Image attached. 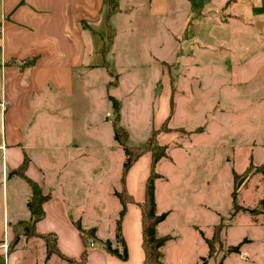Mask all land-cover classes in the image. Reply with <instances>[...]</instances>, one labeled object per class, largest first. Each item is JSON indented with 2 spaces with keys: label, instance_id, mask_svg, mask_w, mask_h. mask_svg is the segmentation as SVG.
<instances>
[{
  "label": "rangeland",
  "instance_id": "374dc122",
  "mask_svg": "<svg viewBox=\"0 0 264 264\" xmlns=\"http://www.w3.org/2000/svg\"><path fill=\"white\" fill-rule=\"evenodd\" d=\"M112 24L116 39L112 53L102 59L114 69L97 67L84 72L74 79L70 95L51 98V108L43 115L45 122L36 127V141L47 148L41 164L53 177L61 171L55 180L71 191V201H79L82 222L86 226L95 223L105 232L119 205L113 192L126 159L113 137L109 99L113 96L120 103L119 125L128 132V145L144 144L153 129H159V143L167 145V156L155 166L160 175L155 180V201L159 210H169L168 223L178 235L177 249L174 246L169 251L171 264H178V252L185 264L198 256L206 264H217L222 256V264H264V205L259 204L264 200V174L254 168L264 162L262 80L254 87L237 86L244 95L239 97L223 85L228 78L220 63L216 64L219 53L211 55L198 48L192 57L187 54L192 47L184 41L191 30L178 31L177 49H183L182 54L167 59L157 45L166 39L165 31L153 20L142 14L130 22L117 16ZM109 33L106 48L112 41V28ZM225 35L238 42L237 31ZM243 36L240 39L246 41L248 32ZM151 52L177 62L155 61ZM50 88L53 95V83ZM243 105L247 107L241 111ZM168 116L166 127L172 130L165 131L162 123ZM79 152L80 157L74 159ZM146 154L134 169L135 186L130 187L134 201L143 196L137 181L148 171ZM234 188L239 205L258 207L262 213L252 216L240 210L233 215ZM218 224L219 238L209 256L208 244L201 237L204 233V239H211ZM238 243L239 253H229V247ZM25 245L32 247L31 251L25 248V253L27 257L31 253L36 264H68L43 254L39 239L28 236Z\"/></svg>",
  "mask_w": 264,
  "mask_h": 264
},
{
  "label": "crops",
  "instance_id": "0c3cea01",
  "mask_svg": "<svg viewBox=\"0 0 264 264\" xmlns=\"http://www.w3.org/2000/svg\"><path fill=\"white\" fill-rule=\"evenodd\" d=\"M117 1L118 11L107 19V0H0V264H36L30 258L31 253L28 257L25 253V248L32 250L31 246L25 245L28 236L20 235L13 243L12 226L18 221L33 218L27 207L30 185L20 175L10 174L20 166L24 157L29 160L25 175L39 185L43 194L50 196L42 204L43 216L34 224L38 233H54L59 250L68 257L78 258L84 249L80 231L76 227V223H79L87 237L88 231L94 229L93 238L88 237L93 245L87 247V264H143L141 212L138 205L128 203L122 218L121 231L128 253L127 259L122 260L107 252L101 243L109 240L113 247L120 249L115 238L120 202L117 201L119 205L115 206L105 232H101L95 223L86 226L82 222L79 201H71V191L55 180L60 177L61 171L53 177L41 164L40 159L44 158L47 148L36 141V136H39L36 127L45 122L43 115L51 108V98L57 99L56 94L61 93L70 95L74 79L84 72L97 67L114 69L102 59V56L112 53L116 39V29L112 24L114 18L123 16L130 22L142 14L147 20L156 22V26L165 31L166 39L161 38L157 45L167 59L182 54L183 49H177L178 31L191 30L184 41L192 47L187 54L192 57L198 48L211 55L219 53L216 64L220 63L228 78L223 85H228L231 93L235 91L234 94L239 97L244 95L237 86L254 87L260 79L264 85V0ZM108 26L113 34L110 46L106 48ZM232 31H237L235 36L239 38L238 42L225 35ZM244 31L249 34L246 41L240 39L244 37ZM173 48L176 51L173 52ZM149 55L155 61L177 62L159 58L154 52ZM161 72L165 73V70ZM51 83L54 86L53 95ZM256 101H260L258 97ZM245 107L239 108L244 111ZM80 155L79 152L74 159ZM148 155V171L137 181L143 195L141 200L136 201L139 203L144 199L145 182L150 170L151 157ZM137 161L125 180L131 195ZM119 188L120 179L114 191ZM155 210L156 214L168 213L157 224L156 233L158 237H167L160 247L161 261L171 264L169 251L174 246V250L177 249L178 235L168 223L169 210H159L156 201ZM194 226L198 228V225ZM32 238L41 241L44 254L46 248L42 238L36 235H32ZM204 238L203 233V243ZM201 257L198 256L190 264H197ZM176 261L185 264L179 252L176 253Z\"/></svg>",
  "mask_w": 264,
  "mask_h": 264
},
{
  "label": "trees",
  "instance_id": "16d2710c",
  "mask_svg": "<svg viewBox=\"0 0 264 264\" xmlns=\"http://www.w3.org/2000/svg\"><path fill=\"white\" fill-rule=\"evenodd\" d=\"M108 1V11L106 18L108 19L111 14L118 11V1L117 0H107ZM110 28V26H108ZM111 37L110 33H108V37ZM111 101L112 110L114 113V118L112 120V128H113V137L115 141L123 148L126 159L121 167V176H120V188L117 191H114V196L117 197L120 202L121 209L118 213V217L115 222V238L117 243L120 245V249L118 247H113L109 240L102 241L104 248L110 254L116 255L118 258L122 260H126L128 257L126 244L124 238L122 236L121 231V223L122 218L126 211V205L128 203L135 202L141 212V228H142V249L144 252L143 264H164L161 261L162 253L160 251V247L166 241L167 237H158L156 233V226L159 222L164 220L167 216V212H162L160 214H156L155 210V180L160 177V175L155 171V166L157 162L163 157L167 156V145L161 144L158 141L157 135L159 133V129H153L149 138L144 144L141 145H128V132L127 130L119 125L120 119V103L113 96H109ZM168 122V118L164 120L162 123V128L165 131H170L169 128L166 127ZM149 153L151 157L150 170L147 180L145 182V191H144V199L142 202L134 201L133 196L128 192L126 188V175L133 164L144 154ZM28 158L24 157L20 166L14 169L10 174H17L23 177L31 187V193L27 200V207L33 216L30 221H18L12 226V231L14 233L13 243H15L20 235L32 236L36 235L42 238L46 248L47 257L51 255H56L58 258L66 261L68 264H87V247L90 244L88 237L83 234V230L80 227L79 223H76L77 229L80 231V235L84 242V249L81 252L78 258L68 257L63 254L58 246L56 241V236L54 233H38L35 230V222L43 216L42 204L46 201L50 196L49 194H43L39 185L34 182L32 179L28 178L25 175L26 168L28 166ZM252 165L250 164L248 169H251ZM256 171L264 174V163L254 167ZM236 183V174H234V185ZM232 204H233V215L238 211H247L250 215L255 216L259 213H262L263 209H259L258 207L254 208H245L238 204L237 202V192L235 188L232 191ZM260 205H264V200L259 201ZM221 224H218L216 230L214 231L211 239H204L208 244V255L211 256L214 252L213 243H215L220 234ZM88 234L93 238L94 229H90ZM241 243L236 245H232L229 247V253H239ZM202 263L206 264V259L201 258ZM223 256L219 259L217 264H222Z\"/></svg>",
  "mask_w": 264,
  "mask_h": 264
},
{
  "label": "built area",
  "instance_id": "2783aa9c",
  "mask_svg": "<svg viewBox=\"0 0 264 264\" xmlns=\"http://www.w3.org/2000/svg\"><path fill=\"white\" fill-rule=\"evenodd\" d=\"M89 245L92 246L93 245V242L91 241Z\"/></svg>",
  "mask_w": 264,
  "mask_h": 264
}]
</instances>
